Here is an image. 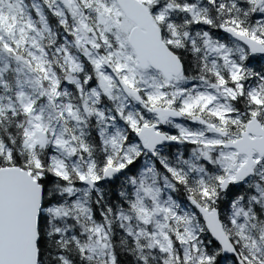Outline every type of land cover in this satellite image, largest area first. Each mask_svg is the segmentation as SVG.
Here are the masks:
<instances>
[{
  "label": "trees",
  "instance_id": "obj_1",
  "mask_svg": "<svg viewBox=\"0 0 264 264\" xmlns=\"http://www.w3.org/2000/svg\"><path fill=\"white\" fill-rule=\"evenodd\" d=\"M24 1L32 16L37 18V14L31 5L32 0ZM107 1L112 2V0H98L97 2L95 0H75L82 11L86 12V7L92 9L93 19L96 18L97 12L102 11L101 4L106 5ZM192 3V0H152L150 10L165 13V16L162 15L159 18L155 16L154 18H157L156 21L161 29L163 41H166V37L172 39L170 43H165L182 61L183 75L191 74L198 81L204 79L208 84H215L221 78L220 75L218 76L212 71L211 62L202 54L203 37L208 34L216 37L218 30L215 21L220 19L223 12H230L229 7L226 4L223 5V1L217 3V0H204L200 7L202 14L198 18H193L190 11L185 8ZM230 10L232 11L230 16L236 15L238 20L256 24V16H258L256 11H259L254 7H252L253 11L249 13L245 7H232ZM43 12L48 27L41 26L38 19L35 22L39 27L37 43L43 54L42 63L45 71L38 69L37 72L40 74L44 89H47L48 85L53 82L57 89L66 90L67 97L72 104L71 108L73 110L78 109L81 117L87 116V118L84 117L83 131H81L84 136L82 142L84 145L79 146L78 144L76 151L93 160L94 172L100 178L94 185H91L92 188L86 187L88 196L83 197L82 201L88 206L86 209H81L75 204V199L66 192L71 185L86 186L74 168L66 163L64 175L54 171L50 163V154L52 153L50 143L36 145L33 148L27 146L26 128L30 125L28 120L30 112L24 109L22 97L17 95L20 86L19 74L15 70L14 63L10 61L6 68L3 67V60L8 53L5 49L3 50V45L0 43V167L20 166L28 169L43 185V211L41 210L38 225L40 235L37 245L38 264H101L103 261L108 264L107 255L103 259L93 254L89 256L86 249V239L97 223L106 226V242L109 248L105 251L112 256L115 264H180V258L174 249L158 250L151 245V227L145 223L138 211L139 206L134 197V192L135 190L140 193L145 192L143 187L138 188L137 182L141 181V173L148 165H151L158 175H162L173 182L172 192L175 197L181 205L189 208L196 215V206L203 210L207 198L214 199L216 202L211 206L216 208L225 232L230 236L235 252L240 255V251L249 258L247 261L242 260L243 264H258L257 259L251 258L248 248L235 233L229 215L235 205L244 209L249 214L246 222L247 231L250 236L260 242L263 249L264 178L257 174L250 175L244 181L229 184L223 189L221 182L225 172L219 169L220 167H214L213 164L208 165L209 161L202 160L194 150L196 144L193 142L183 143L181 135L173 124L160 123L159 125V130L164 135H174L178 143L174 146L170 145L171 147H168V144L163 146L160 149L161 154L158 161L149 162L146 155L141 158L135 156L133 152L130 160H125L122 156L117 160L112 154L108 156L98 135L99 123L93 119L91 114L86 113L84 98L80 94L79 86L73 80L74 77H72H78L81 83L80 87L84 92L94 87L101 88L102 81L99 76V69L93 65V60L87 55L85 47L76 44L77 39L73 29L74 19L70 17L68 9L64 22H60L59 16L45 4L43 5ZM88 19L92 20L90 17ZM239 22L241 23V21ZM105 37L106 41L102 43L100 49L103 55H105V50L112 49L115 51L118 47L113 33H107ZM12 45L14 46V44ZM67 54L74 56L79 62L81 70L71 69L66 62ZM16 56L22 60L29 58L26 48L23 46L17 50ZM247 64L249 71L252 70L257 74L260 73L257 71H261L264 76L263 56L247 53ZM221 74L223 77L226 76L227 86L235 87L234 81L230 79L226 70ZM197 80L192 79L194 83H200ZM261 83L263 88L258 89L259 106L247 95L244 98L247 92L244 89L243 94L240 93L231 101L233 115L239 111H244L248 115L256 111L259 118L260 115L262 116L263 111H260L259 108H264V81ZM191 89L188 87L186 90L191 91ZM143 98L148 100L145 103L149 107L155 104L170 106L167 97L164 95L153 100L146 95ZM43 102L44 100L41 98L36 101L35 105H41ZM114 103V100L106 98L100 92L98 105H104L106 111L110 109L116 121L123 125L126 138L122 141L121 147L122 150H125L134 140L135 133H132L133 131L128 127L127 122L117 117ZM175 104H179V101H176ZM191 108L188 110V117L193 119L200 117L206 123L211 122V119L218 120L216 115L202 107V104H196ZM145 109L140 105L138 106V119L140 123L144 121L151 123L153 118L152 116L149 117L151 114H148ZM101 129L102 126L99 130ZM232 132L235 133L236 131L232 130ZM117 161L122 163V166L119 167L120 171L115 173L111 180H103L105 166L112 164V166L117 167L119 164ZM198 169L202 170L204 182H202V175L196 174ZM164 174L166 175L164 176ZM150 204L148 200V208H150ZM52 206L57 208V215H62L57 220L50 215L52 213L50 207ZM85 211L90 213V217L84 216ZM199 221L202 230L198 237L201 239V243L197 246L199 249L197 254L199 255L201 252L202 255L198 261L189 260L184 264H238L233 255L224 254L220 246L211 238L201 216ZM170 235L173 234L170 232ZM174 239L173 237V242L177 244ZM253 252L257 255L256 249Z\"/></svg>",
  "mask_w": 264,
  "mask_h": 264
},
{
  "label": "rangeland",
  "instance_id": "obj_2",
  "mask_svg": "<svg viewBox=\"0 0 264 264\" xmlns=\"http://www.w3.org/2000/svg\"><path fill=\"white\" fill-rule=\"evenodd\" d=\"M97 1L95 0V2ZM139 1L148 8L152 15L154 13L157 18L162 15L165 16V13L162 11L156 10L153 13L151 12L150 2L152 0ZM203 1L193 0L191 5L185 6L193 18H198L202 14V8L200 7ZM222 1V4H226V6L245 7L248 13L253 11L252 7L264 11V0H251L250 2H245L247 0ZM44 4L59 16L60 22L65 21L68 9L70 17L74 19L73 29L77 39L76 44L85 47L87 55L93 60V65L99 69V76L102 81L101 88L94 87L84 92L82 96L85 104L90 105V107L87 106L86 113L91 114L93 119L99 123L98 135L108 156L112 154L117 160L121 156L125 160H130L132 152L134 155H137L141 151L134 134L142 124L138 119V100L136 96L134 97L135 93L140 92L141 99L146 95L152 100L160 95H164L167 97V102L170 106L155 104L149 107L146 105V108L149 107L152 110L149 111L151 114L149 117L154 116L159 109H170L187 115L188 110H191V107L196 106V104L208 106V109L217 116V121H219L217 130L209 127H207V130L203 129V127L199 129L198 125L200 124L197 125L195 122H193V130H189L183 123L178 121L175 123L182 138L195 142L196 147L194 150L200 155L202 160L209 161L208 165L213 164L214 167H220L219 169L225 172L224 179L221 182L223 189L227 185L232 184V181L235 180L239 173L241 174V178L236 180V182L247 179L248 173L245 175L243 173L248 171L249 167H246L244 170L240 167L245 162L247 164L248 161L250 167L252 169L254 167L255 173L253 172V175L257 174L261 178H264V156L257 154L258 149L249 146L246 161L245 151L241 150L238 153L235 147L224 145V140L220 136L225 134L224 138L232 142L237 139L243 140V137L248 138L250 141L264 138V108H259L260 111H263L260 119L256 111H253L249 115L244 111L231 115L232 102L229 104L230 99H235L246 89L247 92L244 98L247 95L250 100L259 106L258 89L263 88L261 83L264 81L263 74L257 75L252 70L249 71L248 65H242L248 53L243 43H226L225 38L221 40L225 32L231 36V33L228 31L230 28L237 31V34L244 36L247 35L246 31L252 30L250 36L259 39L256 36V34H259L264 38V16H262L264 12L256 11L258 13L255 21L256 24L248 21L243 22L242 20L240 23L237 16H230L229 12H223L220 19L215 21L218 30L216 32L217 39H211L210 36L203 37L202 54L209 59L212 64V71L218 76L220 75L221 80L218 78V83L206 84L207 82L204 79L198 81L191 74H181L172 80H167L160 72L161 76L154 73L152 68L142 69L139 66L132 47L127 42V36L132 29L133 23L127 17H124L125 15L122 14L115 0H112V2L107 1L106 5L102 3V11L97 12L95 19H93L92 9L86 7V12L82 11L75 0H32L31 5L37 14V18L32 16L24 0H0V43L3 45V50L5 49L8 53L3 60V67L6 68L8 63L12 61L16 72L19 74L18 80L20 86L17 95L22 97L24 109L30 112L28 119L30 125L26 128L27 146L33 148L36 145L50 143L52 145L50 163L54 171L64 175L66 163H69L74 168L80 180L84 181L86 186L76 187L71 185L67 188L66 192L75 199V204L79 208L86 209L85 203L82 201L83 197L88 196L86 187L94 185L100 177L94 172L93 160L84 157L79 151H76L78 144L79 146L84 145L82 143L84 136L81 131H83L82 124L84 117L87 118V116L81 117L79 110L75 109L73 111L70 102H64L63 100L64 91L57 89L53 82L48 85L47 89H44L40 74L37 72L38 69L45 71L43 69L44 64L42 63L43 54L37 43L39 27L35 22L38 19L41 26L44 28L48 27V22L43 12ZM87 15L92 19L91 21L88 19L89 17L87 18ZM156 24L158 26L157 21ZM107 33H113L118 47L115 51L112 49L105 50V55H103L100 49L101 45H103L102 43L106 41L105 34ZM171 41L170 37H166V43H170ZM190 43H192V40H190ZM22 46L26 48L28 59L22 60L16 56L17 50ZM66 62L72 70H81L79 62L73 55L67 54ZM225 70L228 72L230 79L234 81L235 87L226 85L228 83L226 76L224 75V78L221 74ZM72 77H74V82L80 88L81 83L78 77ZM244 77L245 79H243ZM192 79L205 85L200 87V83L196 84ZM218 86L223 88H219ZM188 87L192 88L191 91L186 90ZM100 92L106 98L115 101L116 104L114 103V105L117 117L127 122L128 127L133 131L134 140L129 144V148L125 150H122L121 147L122 141L126 138L125 130L123 131V125L116 121L114 114L110 112L111 110L108 109L106 111L104 105L101 104L93 109L91 108V106L97 103ZM41 98L44 102L36 106V101ZM176 101H179V104H175ZM142 102L145 103L148 100L145 99ZM242 113L245 117L249 116L243 123L240 118ZM250 117L256 121L253 123L249 122L247 127L248 122L246 121L250 120ZM160 121H163V118ZM237 121L239 122V127H247L248 132H244L245 130L239 134L231 132L230 129L233 128H229V123H237ZM185 123L190 125V120H185ZM211 125L216 127L215 122L211 123ZM101 126L102 129L99 130ZM254 127L259 130L251 132L250 129H254ZM225 130L231 133H225ZM152 132L158 134L156 129H152ZM144 137L147 140V136L144 135ZM160 154L161 152L159 151V156ZM121 164L119 162L117 167H121ZM117 167L108 164L106 169H117ZM196 174H201L203 177L202 170L200 169L196 171ZM105 178L108 180L112 179H109V176ZM204 181L205 178L203 177L202 182ZM137 185L138 188L143 187L145 191L144 193L137 191L135 198L140 209H138L140 215L145 223L151 227V245L155 246L158 250L174 249L180 258V264H184L189 260L198 261L202 255L201 252L199 255L197 254V251H199L197 246L201 243V239H198L202 230V225L199 221L200 216L203 218V215L200 213L201 209L195 205V209L197 210L196 215L189 208L181 205L172 192L173 182L162 175H158L151 165L143 169L141 181L137 182ZM209 199L210 197L207 198L205 207L201 211L209 213L213 209L218 216L216 208L211 206L216 201L214 199L208 201ZM148 200L151 203L150 208L147 206ZM41 210L43 211V209ZM50 210L52 211L50 215L54 219L57 220L62 216L56 214V207L52 206ZM84 216L88 218L90 217V213L85 211ZM248 217L249 214L238 205H235L232 213L229 215V219L234 225L235 233L248 248L251 258L255 257L258 264H264V247L262 249L260 242L249 235L246 223ZM38 225L39 220L37 224L38 239L36 240V246L40 237ZM105 228V224H95V228L86 239V249L89 256L93 254L103 259L107 255V263L115 264L112 256L106 253L109 245L106 242L107 231ZM170 232L173 235H170ZM173 237L177 244L173 242ZM254 249H256L257 255L253 252ZM239 253L242 260H249L247 255L242 254L240 251ZM38 259L39 254L37 253L36 264H38ZM101 264H105V261Z\"/></svg>",
  "mask_w": 264,
  "mask_h": 264
},
{
  "label": "water",
  "instance_id": "obj_3",
  "mask_svg": "<svg viewBox=\"0 0 264 264\" xmlns=\"http://www.w3.org/2000/svg\"><path fill=\"white\" fill-rule=\"evenodd\" d=\"M124 15L135 26L131 29L128 41L139 66L146 69L148 66L160 72L167 80H172L182 70V63L178 56L164 43L161 32L153 22L151 13L139 0H116ZM254 54L264 55V46L252 39L239 38ZM160 118L178 116L177 112L169 109H159ZM251 117L250 123L255 122ZM157 125L143 130L147 136L146 148L164 145L166 139L152 132ZM259 130V129H258ZM255 127L251 132L258 131ZM264 137V133H263ZM249 146L258 149L260 155L264 154V138L254 141L245 138L238 141V151L249 152ZM260 148V149H259ZM248 171L243 174H253L249 161L242 167ZM241 178V174L233 183ZM44 189L26 169L20 166H5L0 168V264H36L38 249L37 224L40 217ZM210 219V220H209ZM205 227L211 238L220 246L222 252L233 255L238 264H243L239 254L235 252L233 243L223 229L215 210L204 215Z\"/></svg>",
  "mask_w": 264,
  "mask_h": 264
},
{
  "label": "flooded vegetation",
  "instance_id": "obj_4",
  "mask_svg": "<svg viewBox=\"0 0 264 264\" xmlns=\"http://www.w3.org/2000/svg\"><path fill=\"white\" fill-rule=\"evenodd\" d=\"M221 3L222 2V0H217V3ZM238 5V4H237ZM236 5V6H237ZM229 7V11L230 12H232L231 10H230V8H232V7H235V6H228ZM238 8H240V6H238ZM258 10V9H257ZM259 12H264V11H260V10H258ZM229 12V15H231V13ZM241 21V20H240ZM242 24H243V22H242ZM249 31V32H248ZM248 31H246V34L247 35H245V36H243L245 39H252V40H254V41H257V42H259V43H261V44H263L264 45V38H263V36H260L259 34H256V36H258V38L259 39H256V38H254V37H252V36H250L251 34H250V32H252V30H248ZM225 34H228L227 32H225ZM214 38H216L217 39V37H214ZM224 38V36L223 37H221V40ZM235 38H238V36H231L230 37V41L232 42L233 40H234V42H237V43H239V42H241L240 40H235ZM229 40H227L226 39V43H231ZM247 48V47H246ZM249 51V50H248ZM220 60V59H219ZM221 61V60H220ZM141 100V97L140 98H138V101H140ZM140 104L141 105H143V107H145L146 108V106H145V103L144 102H142V101H140ZM202 107H205L208 111H210L209 109H208V106H204V105H202ZM146 111H147V113H149V111H152L150 108H147L146 109ZM211 112V111H210ZM241 111H239L238 112V114L240 113ZM150 114V113H149ZM217 117V116H216ZM240 118H241V122L243 123V121H245V119H247V118H249V116L247 115L246 117L243 115V113L240 115ZM166 120H164L163 119V123H170V122H173L174 124H176L175 122L176 121H178V122H181V123H183V121L185 120L184 119V116H183V114L181 115V117L180 118H178L179 120H174V118H165ZM153 121L151 122V123H142L141 125H140V127H139V129H138V131L137 132H135V136H136V139H137V142H138V144L140 145V148H141V151H140V153L138 154L137 153V155L135 154V156H137V157H141V158H143L145 155L149 158V159H151V160H159V150L163 147V146H166L167 144H168V147H171V146H174L175 144H177L178 143V140H177V138L174 136V135H170V136H166L169 140H170V142L168 141V139H167V143L166 144H164L163 146H154L153 148H152V150L155 148V147H159V148H155L154 149V152L153 153H149L150 151H145V147H144V145H145V142H143V140H144V134H143V129L145 128V127H150L151 125H153V124H157L158 126H157V129H156V131L158 132V133H160V130H159V125H160V121L159 120H157V116H156V114L153 116V119H152ZM202 120V118H200L199 117V120L198 119H195V123L196 124H200V125H198L199 126V129L201 128V127H203V129H206L207 130V127H209V128H212V129H214V130H217V128H218V122L219 121H217V120H215V119H211V123H216V127H214V126H212L211 125V123H206L205 121H201ZM156 121H159V122H156ZM146 122V121H145ZM246 122H248V124H247V127H248V125H249V120H247ZM184 124V123H183ZM184 126L186 127V125L184 124ZM247 127H243V128H240L239 127V122L237 121V123L236 122H234V123H229V128H233V129H230L231 130V132H232V130H235L236 131V134H239V133H241V132H243L244 130V132H248L247 131ZM231 132H229L228 130L226 131L225 130V133H231ZM162 134V133H161ZM221 136V138L224 140V145H230V146H232V147H235L236 148V150H237V152L238 153H240L239 151H238V149H237V144H238V141H240L239 139H237V140H235V141H229V140H226L225 138H224V136H225V134H222V135H220ZM244 138V137H243ZM171 145V146H170ZM196 147V146H195ZM245 156H246V161H247V157H248V154H244ZM246 164V162L245 163H243L242 164V166L240 167V168H242L244 165ZM124 168V167H123ZM112 171H114V172H112ZM120 171V168L119 167H117V169H110V170H108V169H105L104 170V174H103V176H102V178H103V180L104 179H106L105 177H110L109 179H111V178H113L114 176H115V173H117V172H119ZM198 208H200L199 206H197ZM201 209V208H200ZM202 210V209H201ZM200 210V213L202 214L203 213V211H201Z\"/></svg>",
  "mask_w": 264,
  "mask_h": 264
}]
</instances>
